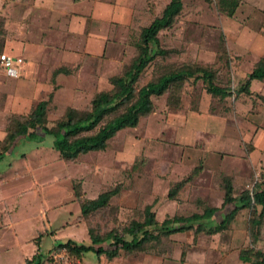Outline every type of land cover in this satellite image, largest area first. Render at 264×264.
<instances>
[{
  "label": "rangeland",
  "instance_id": "1",
  "mask_svg": "<svg viewBox=\"0 0 264 264\" xmlns=\"http://www.w3.org/2000/svg\"><path fill=\"white\" fill-rule=\"evenodd\" d=\"M165 1L156 0L157 10L161 9ZM234 13L240 26L247 24L253 30L262 29L260 33L264 34V0H239ZM227 19L230 18L217 9L216 0H181V10L173 24L157 35L159 48L169 54L164 57L157 55L141 73L136 87L163 70L175 69L183 64L205 67L213 70L216 84L228 88L234 86L226 100L230 105L235 99L233 91L238 83L235 84L236 73H232L230 68V64L235 66L236 59L223 45L221 24ZM137 44L138 39L134 45L130 43L123 59L120 62H110L94 82L88 78L90 71H81L77 76L61 81L62 90L46 106V126H52L67 107L79 110L88 108L92 95L109 88V77L121 71L135 54ZM95 69L92 67L90 70ZM241 69L245 70L246 65L241 66ZM50 71L51 69L49 73ZM3 72L0 68V141L10 119L14 115L26 116L37 101H14L10 91L13 83H10ZM48 75L46 83L55 84L54 81L51 83ZM70 89L73 90L72 93L69 92ZM202 89L200 81L184 82L181 101L192 107V104L199 101ZM46 95H41L40 98L46 99ZM165 100L166 94L151 97L153 110L139 118L136 126L116 132L107 140L103 151L81 154L74 161H53L56 152L51 147L49 136H45L43 140H36L32 135L29 138L17 137L0 156V178L4 179L0 180V264H24L34 254L32 262L39 259V264H103L102 258L91 251L85 252L80 259L66 254L53 258V252H49V249L55 242L67 239L88 245L87 224L97 225L101 232H105L114 224L141 220L146 205H149L157 222L173 215L199 214L204 206H218L222 194L221 183L213 172L206 170L199 171L174 198L166 197L172 184L181 178L192 176L190 171L193 158L188 160L184 157L181 159L183 163L178 164L174 146L166 141L157 142L154 136L156 124H167L176 107L165 105ZM44 161L51 165H38ZM27 167L29 171L23 173ZM31 174L37 180L53 174L63 175L65 179L50 185H40V182L34 185L29 178ZM255 181L264 184V177L260 173L258 176L254 175L240 187L246 189V185H254ZM73 183L79 186L82 198L86 200L113 187L117 188V195L110 198L107 207L90 215L88 223H85L79 217V205L73 198V191L71 193ZM227 211V206L218 210L213 214V221L219 220ZM258 211L259 207H256L255 212ZM243 213V223H246L251 217L250 210L245 209ZM247 227L248 225H244V231ZM41 232L44 234L39 239L36 238ZM225 233L220 234L224 237ZM192 235L191 230L170 235L146 252H120L122 257L119 261L127 259L131 264L133 259H138L141 264H152L157 253L159 263L166 262L167 257L170 264H177L179 249L190 245L197 247L200 244L197 240L200 235L193 242L190 239ZM208 239L205 242L200 240L202 245L206 243L205 248L211 245ZM191 249L194 252L196 250ZM46 257L49 260H45Z\"/></svg>",
  "mask_w": 264,
  "mask_h": 264
},
{
  "label": "crops",
  "instance_id": "2",
  "mask_svg": "<svg viewBox=\"0 0 264 264\" xmlns=\"http://www.w3.org/2000/svg\"><path fill=\"white\" fill-rule=\"evenodd\" d=\"M167 2L157 10L156 0H0V53L20 56L23 60L19 78L14 79L3 72L14 84L10 90L11 98L19 102L34 99L36 103L47 100L48 104L62 90L60 82L81 71H90V74L85 73L94 82L110 62L123 59L129 44L134 45L137 41L140 28L157 16ZM234 14L221 24L224 48L236 59L235 66L230 64L232 73H236L235 84L238 83L233 91L234 101L230 105L226 102L234 86L219 85L226 92L224 97H220L206 92L200 82L203 89L199 101L190 107L180 98L171 119L167 124L157 123L154 135L157 142L166 141L174 146L178 164L183 163L181 159L184 157L188 160L193 158L192 176L182 187L203 170L213 172L219 178L222 191L219 205L204 206L199 214L205 208H216L214 214L226 206L228 211L232 208L231 204L220 208L226 182L231 196L237 198L246 190L240 187L245 180L259 173L264 177V82L251 79L247 89L240 90L254 64L260 58L264 59V34L260 33L262 29L253 30L247 24L240 26ZM135 36L137 39L134 40ZM244 65L246 69L242 70ZM92 67L96 69L91 71ZM239 70L243 72L239 73ZM46 75L55 84L48 82V85ZM72 91L69 90L70 93ZM41 95H46V99L40 98ZM45 127L48 128L46 124ZM27 133L23 136L29 138L32 135L36 140L47 136L37 127L28 129ZM54 151L53 161L62 160ZM38 165L43 167L51 163L44 161ZM28 171L27 167L23 173ZM29 178L34 185L38 182L50 185L65 179L60 174L41 177L40 180L34 179L31 174ZM256 207H259L256 214L263 210L254 237L248 235V227L244 231L248 220L243 223V212L249 209H238L219 232L213 235L192 233V242L195 237L202 236L197 238L200 244L179 249L177 264H257L255 260H264V202ZM214 216L203 220L205 226L221 219L214 222ZM221 232H226L224 237ZM206 239L211 243L207 248L204 246L206 243L202 245L200 241L205 242ZM191 248H196L195 252ZM157 255L154 256L158 258ZM97 257L102 258L103 264H130L127 259L119 261L122 257L120 253L111 259L103 255ZM156 258H153L152 264H161ZM165 261L162 264H170L167 257ZM131 264L141 262L133 259Z\"/></svg>",
  "mask_w": 264,
  "mask_h": 264
},
{
  "label": "trees",
  "instance_id": "3",
  "mask_svg": "<svg viewBox=\"0 0 264 264\" xmlns=\"http://www.w3.org/2000/svg\"><path fill=\"white\" fill-rule=\"evenodd\" d=\"M239 0H216V6L226 17H232ZM181 10V0H168L162 10L146 26L140 28L139 44L135 54L116 75L108 79L109 88L95 92L86 109L67 107L63 114L50 127H45L47 100L38 101L26 116L14 115L7 125L6 133L0 141V156L8 149L9 144L18 136H23L28 129L39 128L43 135L50 136L52 147L63 161H74L79 155L90 151H103L106 142L116 132L136 126L138 119L153 110L151 97L166 94L165 105L175 107L180 101L182 84L188 80L200 81L203 88L213 96L224 97V88L215 83L213 70L205 67H192L183 64L175 69L163 70L158 75L136 87L146 66L157 55L164 57L168 51L160 49L157 35L169 28ZM251 79L264 82V59L260 58L246 75L240 90H246ZM30 134V133H27ZM189 177H185L170 186L166 197L174 198L178 190ZM73 198L79 205V217L87 222V218L95 212L107 207L110 198L117 193V188L98 193L93 199L82 198V191L76 183L72 184ZM264 184L254 183L251 194L244 190L234 198L230 193L228 182L225 184L222 205L231 204L232 208L221 219L212 225L205 226L203 220L214 214L216 208H205L201 214L189 216L166 217L157 222L154 214L146 205L141 220H129L117 223L107 231L101 232L97 225H86L88 245L78 244L72 240L55 242L49 252L63 250L64 254L80 259L91 251L96 256L103 255L111 259L122 254L146 252L151 246L158 244L162 238L176 232L191 230L192 233L213 235L224 229L238 209L248 208V235L254 237L261 222L260 213H255L256 205H263ZM44 232L38 233L40 238ZM34 256L25 260L24 264H39L33 261ZM45 260H49L46 257ZM264 264V260H255Z\"/></svg>",
  "mask_w": 264,
  "mask_h": 264
},
{
  "label": "built area",
  "instance_id": "4",
  "mask_svg": "<svg viewBox=\"0 0 264 264\" xmlns=\"http://www.w3.org/2000/svg\"><path fill=\"white\" fill-rule=\"evenodd\" d=\"M23 64V60L20 56H10L6 53H0V68L11 77H18L20 74V69ZM253 184L246 185V190L251 194ZM64 255L63 250H59L51 253L53 258H60Z\"/></svg>",
  "mask_w": 264,
  "mask_h": 264
}]
</instances>
